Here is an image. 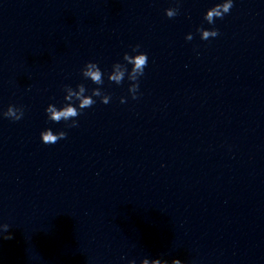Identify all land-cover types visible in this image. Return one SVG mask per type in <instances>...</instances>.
I'll return each instance as SVG.
<instances>
[{
  "label": "clouds",
  "instance_id": "9594fccd",
  "mask_svg": "<svg viewBox=\"0 0 264 264\" xmlns=\"http://www.w3.org/2000/svg\"><path fill=\"white\" fill-rule=\"evenodd\" d=\"M232 7L233 0H226V2L217 3L206 11L204 20L208 24L212 25L215 23L216 19H223L226 14L230 13ZM178 11V7H170L165 9V15L168 18H173L178 14ZM197 31L200 33L202 40L215 38L219 35V31L215 28L205 29L200 27L197 29ZM186 39L192 40V34L189 33L186 36ZM139 47V45H136L132 48V52L136 53L135 55L125 52L123 55V60L125 63H114L112 65L111 72L107 74L108 80L110 82H114L117 85L121 84L127 75V79L131 81L128 92L131 94V97L134 100L138 99L137 93L139 91V78L144 75V70L148 64L147 54L139 52ZM127 65H131L130 70ZM81 72L85 79L90 80L98 87L91 89V94L86 95L88 89L84 84H78L75 89H73L71 86H65L64 100L66 103H64V105L59 108L55 104H49L45 109L47 118L50 121L54 123H60L61 121H71V123L67 125L68 127H78L79 124L76 118L82 114L84 109L90 108L96 103V100L93 99V97H99L100 102L103 104H108L110 102L111 97L106 95L101 90V87H99L104 84L105 73L101 70L98 64L91 61L86 62ZM75 102H78V106H76ZM120 102L125 103V98L121 97ZM2 115L3 117L13 121H19L24 116V108L22 106L16 107L14 105H9L7 110L4 111ZM40 137L44 144H55L58 141L65 139L67 137V133L62 130L54 133L51 128H48L40 133ZM12 238L13 237L9 232V225H0V239L10 240ZM144 264H148V261L145 260ZM153 264H158V260L154 261ZM176 264H179V261H176Z\"/></svg>",
  "mask_w": 264,
  "mask_h": 264
}]
</instances>
